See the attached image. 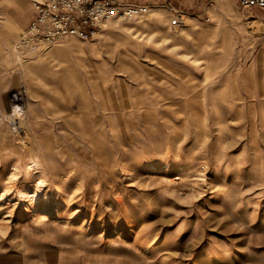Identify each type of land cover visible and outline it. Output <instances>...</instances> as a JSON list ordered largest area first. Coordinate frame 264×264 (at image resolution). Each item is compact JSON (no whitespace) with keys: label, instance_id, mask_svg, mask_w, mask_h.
<instances>
[{"label":"rangeland","instance_id":"rangeland-1","mask_svg":"<svg viewBox=\"0 0 264 264\" xmlns=\"http://www.w3.org/2000/svg\"><path fill=\"white\" fill-rule=\"evenodd\" d=\"M163 1L19 58L0 0V264H264V9Z\"/></svg>","mask_w":264,"mask_h":264},{"label":"built area","instance_id":"built-area-1","mask_svg":"<svg viewBox=\"0 0 264 264\" xmlns=\"http://www.w3.org/2000/svg\"><path fill=\"white\" fill-rule=\"evenodd\" d=\"M36 17L20 35L13 49L20 58L19 52L25 48L48 46L57 40L69 36L84 41L94 38L97 31L115 19H134L148 12L149 5L137 4L124 0H31ZM244 9L259 7L264 9V0H239ZM173 11L174 9L170 7ZM172 20L174 26H180L181 13L175 11ZM264 23V22H263ZM21 106L26 112L23 92L15 91L10 98V113L7 116L11 129L15 133L23 132V118L11 116L14 106ZM23 116V117H24ZM21 121V124L19 123Z\"/></svg>","mask_w":264,"mask_h":264},{"label":"crops","instance_id":"crops-1","mask_svg":"<svg viewBox=\"0 0 264 264\" xmlns=\"http://www.w3.org/2000/svg\"><path fill=\"white\" fill-rule=\"evenodd\" d=\"M146 1H148L149 3H147V5H149V6H152V7H155V6H158L159 4H158V2H160V1H163V0H146ZM164 2V1H163ZM165 3H169V5H167L166 7H168V9H170V7H172L174 10L172 11L171 9V11H172V19H171V21H170V23H171V25L172 26H174L173 25V23H172V20L175 18V16H176V13H175V11H177V12H179V13H181V20L184 18V11L183 10H181V9H179V8H177V7H175V6H173L172 5V3H171V1L170 0H168V1H166ZM34 13H35V17H36V11H35V8H34ZM34 17V18H35ZM31 23V22H30ZM30 23H29V25H30ZM28 25V26H29ZM28 26L25 28V30L28 28ZM180 26H181V24H180ZM174 27H176V26H174ZM72 37H74V36H72ZM75 38H77V37H75ZM77 39H79V38H77ZM77 42V41H76ZM84 48V47H83Z\"/></svg>","mask_w":264,"mask_h":264},{"label":"bare ground","instance_id":"bare-ground-1","mask_svg":"<svg viewBox=\"0 0 264 264\" xmlns=\"http://www.w3.org/2000/svg\"><path fill=\"white\" fill-rule=\"evenodd\" d=\"M261 19L259 18V20L258 21H260ZM258 23V22H257ZM259 24H260V22H259ZM262 26H264V23H263V21H262ZM261 30V29H260ZM263 31H264V28H263ZM23 33V32H22ZM21 33V34H22ZM20 34V35H21ZM59 41H61V40H57V41H55L54 43H56V42H59ZM71 45V44H70ZM71 47L73 48V46L71 45ZM74 48H76V47H74ZM79 51H83L84 50V48L83 47H78L77 48ZM13 170H12V173H11V177L12 178H14V179H16L17 178V173H16V170L18 169V166L16 165V164H13V168H12ZM38 190L40 189V188H42V186L44 185V183H46V181H44L43 180V178H41L38 182Z\"/></svg>","mask_w":264,"mask_h":264},{"label":"clouds","instance_id":"clouds-1","mask_svg":"<svg viewBox=\"0 0 264 264\" xmlns=\"http://www.w3.org/2000/svg\"><path fill=\"white\" fill-rule=\"evenodd\" d=\"M11 116L15 117V118H23V116H24L23 108L19 105L14 106L12 113H11Z\"/></svg>","mask_w":264,"mask_h":264}]
</instances>
